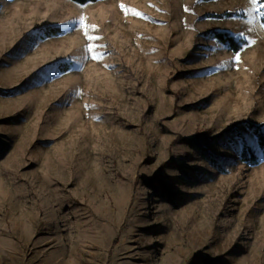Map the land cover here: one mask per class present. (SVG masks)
<instances>
[{
    "label": "rangeland",
    "instance_id": "374dc122",
    "mask_svg": "<svg viewBox=\"0 0 264 264\" xmlns=\"http://www.w3.org/2000/svg\"><path fill=\"white\" fill-rule=\"evenodd\" d=\"M263 15L0 0V264H264Z\"/></svg>",
    "mask_w": 264,
    "mask_h": 264
},
{
    "label": "trees",
    "instance_id": "16d2710c",
    "mask_svg": "<svg viewBox=\"0 0 264 264\" xmlns=\"http://www.w3.org/2000/svg\"><path fill=\"white\" fill-rule=\"evenodd\" d=\"M70 1L77 3V4H80V5H86L89 3H96V2L101 1V0H70ZM261 2L264 3V0H261ZM262 23L264 25V15H263ZM59 33H60L59 29H55V28L53 29L52 28L47 32V36H49V37L57 36V35H59ZM211 36L214 37L215 39L219 40L220 42L224 43V44H228L230 46V48L234 49V51L239 49V43L236 42L233 37H230V36L226 35L225 33H216L215 32V33H212ZM64 70H68V69L66 68ZM248 129L256 136L258 146H259L260 150L262 151L263 157H264V131L261 129V127L254 126V125H248ZM201 134H203V133H199L195 139H191L189 141H184V139H182V137H180L172 143L171 148H174L183 142H187L188 145H194L195 143H200L199 140L202 136ZM242 154H243L242 155L243 160L250 163V164H257L261 161V158L259 157V155L257 153H255L253 151V149H251L246 143L244 145V149H243ZM172 162H173V160L170 161V163L163 165L161 167V172L165 168H170L172 166ZM159 175H160V173H159Z\"/></svg>",
    "mask_w": 264,
    "mask_h": 264
}]
</instances>
